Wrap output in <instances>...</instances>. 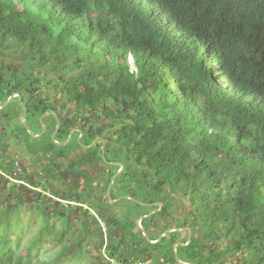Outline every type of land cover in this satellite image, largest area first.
Listing matches in <instances>:
<instances>
[{
	"label": "trees",
	"instance_id": "obj_1",
	"mask_svg": "<svg viewBox=\"0 0 264 264\" xmlns=\"http://www.w3.org/2000/svg\"><path fill=\"white\" fill-rule=\"evenodd\" d=\"M12 48L21 64L0 61V106L19 94L41 129L38 118L56 112L33 73L46 66L76 112L74 122L60 119L54 140L76 130L70 143L93 168L103 163L102 142L83 146L100 138L104 161L124 167L109 193L115 204L104 197L120 168L106 163L102 182L88 186L83 176L79 192L69 186L64 199L54 195L81 214L82 230L95 223L103 257L176 264L172 245L185 244L186 232L152 245L136 225L161 203L141 228L151 241L189 228L191 242L176 248L181 262L238 255L241 264H264V0H0V54ZM11 102L17 118L20 101ZM100 120L108 122L96 127ZM175 195L188 197L189 210L171 225ZM17 247L1 244L0 264H32L30 249L22 255Z\"/></svg>",
	"mask_w": 264,
	"mask_h": 264
},
{
	"label": "rangeland",
	"instance_id": "obj_2",
	"mask_svg": "<svg viewBox=\"0 0 264 264\" xmlns=\"http://www.w3.org/2000/svg\"><path fill=\"white\" fill-rule=\"evenodd\" d=\"M1 60H4L6 64H21V60L13 48L10 51L3 50L0 54ZM129 61L132 62V59L129 58ZM33 73L42 79L41 89L38 93H41V96L54 105L56 112L51 111L52 114L43 118L45 131L39 128L31 116L27 115L26 124L30 126L34 135H41L39 138L30 135L28 137L25 132L23 133L18 123L21 115H17L16 118L13 115L15 109L11 108L15 102L9 103V108L7 106L4 109L5 117L0 118V177H2L0 179V249L1 244L5 241L13 246L18 241L16 252L25 255L27 248H29L32 264H42L43 262L49 264H118L103 257L104 248L101 251L97 249L99 240L97 241L95 236V232H97L95 223L87 221L88 228L85 232L82 230L81 214L67 207L64 200L54 198V195L57 196V194L60 196L59 198L68 196L69 186L73 187L74 192H79L80 186L84 185L83 176L90 178L88 181L91 183L88 186H93V182H102L109 173L108 169L104 171L102 167H104V163L106 165L111 163L103 160L102 165L96 164V168H86L85 163L82 165L79 162L82 150L77 145H72V140H70L71 143L69 142L71 146L68 149L62 147H68L69 143L66 147L55 144L50 136V129L53 128L54 121L68 118L74 122L76 112L70 104L63 103L58 90L60 85L51 86L56 82V78L49 73L46 66L41 69H34ZM46 74L50 75L46 76ZM15 105L17 106V104ZM84 118L85 120L81 119V122L77 123L79 125L86 124V120L90 118L89 114L85 115ZM105 122L108 121L100 120V122H95V125L98 127ZM73 125L76 126L74 123ZM75 131L74 129L70 130L68 136L71 135L74 138ZM107 131L109 129L104 128L103 132L106 133ZM76 142L78 143V139ZM59 153L66 154V159L60 161L56 157ZM71 166L75 167L74 171L70 169ZM79 167H82L84 174H77L80 172ZM119 171L120 169L113 177ZM78 184L79 188H77ZM40 192V197L37 198V194ZM93 195L98 200L100 199L96 194L93 193ZM41 196L47 198H41ZM16 197H19L20 201ZM105 197L104 199L114 203L111 202L107 194ZM174 197L177 204L169 213V216H172L171 225L181 220L189 210L188 197L184 198L180 195ZM84 207L86 208V206ZM111 210L113 209L111 208ZM114 212L120 214L119 211L114 210ZM53 213L57 214L59 218L48 221V216ZM91 213L94 214L92 211ZM102 229H104L103 226ZM86 233L87 239L82 238ZM92 240L95 241V245L90 244ZM167 264L174 263L169 262ZM219 264H241L240 256L229 255Z\"/></svg>",
	"mask_w": 264,
	"mask_h": 264
},
{
	"label": "water",
	"instance_id": "obj_3",
	"mask_svg": "<svg viewBox=\"0 0 264 264\" xmlns=\"http://www.w3.org/2000/svg\"><path fill=\"white\" fill-rule=\"evenodd\" d=\"M14 98H17L19 101H20V106H21V109H22V114L19 118V122L21 123V125L25 128V130L27 131V133L34 137V138H39L41 135H34L33 132L31 131L30 127L26 124L25 120H26V113H27V110H26V106L24 104V102H22L21 100V97L19 94H12L8 97V99L4 102V104L2 106H0V112H2L8 105L9 103L14 99ZM51 112V111H50ZM52 114L51 113H44L40 118H39V122H40V125L42 127V129L45 131V125L43 124L42 122V119L48 115ZM59 126H60V122L59 120L56 119V122H55V130L54 132L52 133L51 135V139L55 142L56 145L58 146H66L70 140L72 139L71 135L68 136V139L64 142H56L54 140L55 138V135L57 133V131L59 130ZM81 138V136H80ZM79 138V139H80ZM79 139H78V142H79ZM100 140L102 142V152H101V156H102V159L104 160V157H103V151H104V145H105V142L100 139V138H96L95 141L89 145V146H83L85 148H91L93 145H95V143ZM110 165L112 166H118L120 168V171L110 180L109 182V185H108V189H107V195L109 197V193H110V188L113 184V182L115 181V179H117L119 177V175H121V173L123 172L124 170V167L122 164L120 163H111ZM128 199H131L130 197H126ZM111 202H118V200H111ZM154 207H157L158 209L154 210V211H151L150 213H148L147 215H144V216H141L137 222H136V225H137V228L141 231L143 237L145 238V240L149 243V244H152V245H157L158 243H160L163 239V237L166 235V234H169V233H172V232H180V233H184L186 232L188 234V237H187V242L185 244H181V243H175L172 245V251H173V254H174V260H175V263L176 264H188V263H183L180 261L177 253H176V248L177 247H186L189 245V243L191 242V230L189 228H170V229H167L166 231H164L163 233L160 234V236L158 237V239L156 241H151L146 232L141 228V225H140V222L144 219H147L149 218L152 214L156 213V212H159L160 211V208H162V204L161 203H156L153 205Z\"/></svg>",
	"mask_w": 264,
	"mask_h": 264
},
{
	"label": "built area",
	"instance_id": "obj_4",
	"mask_svg": "<svg viewBox=\"0 0 264 264\" xmlns=\"http://www.w3.org/2000/svg\"><path fill=\"white\" fill-rule=\"evenodd\" d=\"M133 264H150V262L149 261H138Z\"/></svg>",
	"mask_w": 264,
	"mask_h": 264
},
{
	"label": "flooded vegetation",
	"instance_id": "obj_5",
	"mask_svg": "<svg viewBox=\"0 0 264 264\" xmlns=\"http://www.w3.org/2000/svg\"><path fill=\"white\" fill-rule=\"evenodd\" d=\"M26 110H27V109H26ZM21 114H22V113H21ZM40 117H41V116H40ZM40 117H39V118H40ZM39 118H38V123H40V122H39ZM26 120H27V113H26ZM42 121H43V119H42ZM29 127H30V126H29ZM30 129H31V128H30Z\"/></svg>",
	"mask_w": 264,
	"mask_h": 264
}]
</instances>
